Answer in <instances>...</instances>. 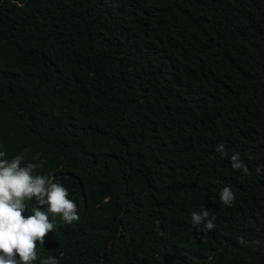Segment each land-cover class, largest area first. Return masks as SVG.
I'll return each instance as SVG.
<instances>
[{"label":"trees","instance_id":"16d2710c","mask_svg":"<svg viewBox=\"0 0 264 264\" xmlns=\"http://www.w3.org/2000/svg\"><path fill=\"white\" fill-rule=\"evenodd\" d=\"M0 152L78 207L34 264H264V0H0Z\"/></svg>","mask_w":264,"mask_h":264},{"label":"clouds","instance_id":"9594fccd","mask_svg":"<svg viewBox=\"0 0 264 264\" xmlns=\"http://www.w3.org/2000/svg\"><path fill=\"white\" fill-rule=\"evenodd\" d=\"M215 151L224 158H229L233 170H241L245 176L250 170L241 160L240 153L230 157L224 144H217ZM0 152V264H34L37 260V242L45 243L48 234L55 230V223L50 217L59 216L65 225L79 220L76 202L69 198L68 189L55 182L51 174H38L44 161L24 163L22 155L11 159L4 158ZM262 169L256 168L257 174ZM35 197L36 206L32 214L23 215L27 210V201ZM220 202L234 206L235 194L227 186L219 193ZM216 217L202 205L199 212H192L191 225L203 234L214 230ZM159 220L155 221L158 226ZM240 245H248L243 238H237ZM258 243V241L256 242ZM39 264H59L54 256L39 260Z\"/></svg>","mask_w":264,"mask_h":264}]
</instances>
